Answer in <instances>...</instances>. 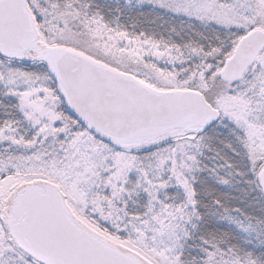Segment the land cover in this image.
I'll list each match as a JSON object with an SVG mask.
<instances>
[{
	"label": "snow or ice",
	"instance_id": "1",
	"mask_svg": "<svg viewBox=\"0 0 264 264\" xmlns=\"http://www.w3.org/2000/svg\"><path fill=\"white\" fill-rule=\"evenodd\" d=\"M0 264H264V0H0Z\"/></svg>",
	"mask_w": 264,
	"mask_h": 264
}]
</instances>
